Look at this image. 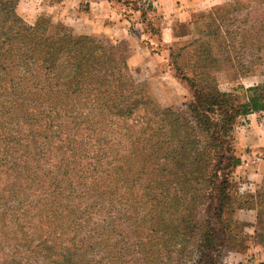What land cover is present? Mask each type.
I'll return each mask as SVG.
<instances>
[{"label":"trees","instance_id":"1","mask_svg":"<svg viewBox=\"0 0 264 264\" xmlns=\"http://www.w3.org/2000/svg\"><path fill=\"white\" fill-rule=\"evenodd\" d=\"M18 2L0 0V92L14 99L18 113L6 117L11 122L5 132L1 129L0 264H174L175 253L182 256L177 264H186L193 243L201 260L211 248L220 255L222 244L217 245L227 233L224 217L241 208L256 210V233L263 230L257 237L264 242V182L256 193L233 189L243 160L231 153L229 140L239 117L264 111V85L254 87L249 101L236 107L231 95L216 89L206 95L207 86L191 84L199 106L178 115V130L169 120L165 128L179 156L175 168L180 174L167 179L161 193L153 188L145 193L141 215L132 213L139 206L134 196L126 200L134 204L127 212L148 227L145 242L137 246L122 234L112 214L115 196L107 202L110 176L95 175L94 163L100 162L93 159L103 157L93 151L90 158L91 149L83 159L77 137L110 130L89 126L94 110L106 112L113 129L120 118H132L139 106L150 110L147 121L154 126L156 117L164 121L169 113H159L149 99L133 96L138 95L133 87L127 94L118 93V84L121 88L122 80L129 79V51L76 34L63 23L53 26L43 19L30 25L19 17ZM207 13L197 41L215 21ZM207 50L197 49L194 55H206ZM214 125L220 127L221 144L215 143Z\"/></svg>","mask_w":264,"mask_h":264},{"label":"rangeland","instance_id":"2","mask_svg":"<svg viewBox=\"0 0 264 264\" xmlns=\"http://www.w3.org/2000/svg\"><path fill=\"white\" fill-rule=\"evenodd\" d=\"M116 1H120L122 5L120 11L131 22V29L135 34L140 36L139 30L133 27L138 26L141 29L138 23H143V28L147 32L159 35L158 22L153 17L148 2L145 0ZM63 7V0H19L17 13L23 21L30 25H35L43 19L54 24L53 26L63 23L76 34L98 37L108 45L120 46L129 51L131 56L133 46L130 41L126 39L109 40L100 35L84 33L88 30V25L80 23L75 17L65 20ZM203 13H210L215 21L210 24L212 29L209 30L207 36L197 41L199 28L205 26V21L202 18ZM218 25H221V31H219ZM214 31L220 33V36H213ZM146 42L147 39H144L143 43ZM207 43H209L208 47H206ZM149 48L152 52L144 64L134 67L130 65L129 58L127 59L128 72L125 75L129 76V79L122 80L121 88L117 83L118 93L127 94L126 90L133 87V93L138 94H132L133 96L149 99L154 103L159 113L167 112L169 115L164 116V121H160L163 119L162 117H156L155 128L153 122L147 121L152 118L147 114L150 110L139 106L134 111L132 118H120L119 125L113 129L108 124L112 118L102 109L94 110L88 116L91 119L89 126L92 128L95 125V128H98L102 125L110 130H106L105 133L102 129H96L94 134H91L92 131H87L77 137V141L82 147L77 153L83 156V159H86L85 153L91 149L92 152L88 155L90 158L93 156V151L103 157V159L95 157L93 159V161L99 160L100 162L94 163L95 175L110 176L112 183L107 187V202L116 200L115 206L111 207L112 211L114 210L112 214L122 225V234L129 241L132 238L133 243L137 246L140 243L143 244L148 235L146 221L140 217H134L135 214L141 215L145 212L144 208L147 202L144 197L145 193L152 188L161 193L165 187V181L180 174V170L175 168L176 159L179 156L175 152L174 145H169V142L173 140L166 134L165 128H167L166 123L169 120L173 124L176 122V126L171 127L178 130L181 124L177 119L178 115L181 117L182 113H190L192 106H199L201 100H197V93L191 84L197 82L207 86L206 95L212 94L215 89L231 95L229 101L236 107L249 101L254 93L252 90L254 87L264 85V0H226L223 4L198 14L190 23L177 26L175 43L150 45ZM207 48L205 54L208 57L194 55L197 49L198 53H204L203 51ZM179 52L182 53L181 57ZM213 58L216 61H213ZM176 64L180 65V70L177 69ZM205 98L207 99V96ZM13 103V98H9L5 94L2 95L0 92V144L1 129L5 132L11 122L5 118L12 119L18 114ZM87 111L88 109H84V112L87 113ZM257 113H261L259 123L264 125L263 111ZM155 114L156 112H154V116ZM250 115L239 117L233 130L229 133L231 153L242 157V160L244 154L240 146L241 134L242 132L246 133L243 127L246 126ZM139 121H142V124ZM143 122L148 125L150 131H147V125H143ZM213 122L221 125L217 119H214ZM212 131L218 139L215 143L221 144L219 138L223 137L220 127L214 125ZM81 151L83 153L79 154ZM105 152L107 154L103 156ZM237 171L238 169L236 173ZM236 180L237 184H232L235 191L242 188L244 192L256 193L262 188L264 175L257 186L245 185L244 182L247 179H243V177ZM132 195L139 205L138 211H132L135 214L127 212L134 205L130 206L126 203V200ZM112 196H115L114 201L110 200ZM240 201H242V197ZM105 217H109L106 211ZM224 220L227 233L217 245L219 247V243L222 244L218 248L221 252L220 255L213 253L211 248L201 260L197 244L193 243L190 245L191 253L186 264L264 263V242L260 241L259 236L257 237V233L262 234L263 230L256 233V210L241 208L234 214L231 212L226 215ZM172 261L174 264H177L178 261L182 263V256L175 253L172 256ZM164 262L170 261L165 259Z\"/></svg>","mask_w":264,"mask_h":264},{"label":"crops","instance_id":"3","mask_svg":"<svg viewBox=\"0 0 264 264\" xmlns=\"http://www.w3.org/2000/svg\"><path fill=\"white\" fill-rule=\"evenodd\" d=\"M152 6L157 19L159 35L147 32L143 23H138L140 36L135 34L132 24L121 12V3L116 0H63L64 19L75 17L88 25L84 33L100 35L109 40L126 39L132 44L129 57L131 66L144 64L151 55L150 45H171L177 40V26L190 23L198 14L205 12L226 0H145ZM83 4H86L85 6ZM84 7V8H83ZM147 39L146 43H143ZM264 113V111H263ZM261 113L248 116L241 134L243 165L238 168L237 178L247 179L245 185L257 186L264 175V125H260ZM263 124V123H262ZM263 135V136H262ZM247 161V162H246Z\"/></svg>","mask_w":264,"mask_h":264}]
</instances>
